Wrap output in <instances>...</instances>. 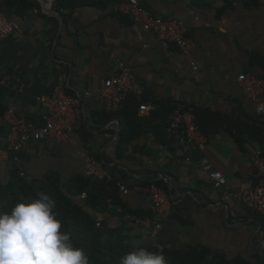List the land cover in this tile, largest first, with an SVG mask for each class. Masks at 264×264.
I'll return each instance as SVG.
<instances>
[{"label": "crops", "instance_id": "obj_1", "mask_svg": "<svg viewBox=\"0 0 264 264\" xmlns=\"http://www.w3.org/2000/svg\"><path fill=\"white\" fill-rule=\"evenodd\" d=\"M20 1L0 0V14L21 25L19 34L0 40V114L11 107L27 124L40 125L45 109L35 98L50 95L64 77L66 93L78 100L76 123L67 143H30L15 155L5 150L7 127L0 120V151L5 152L0 187L15 177L38 184L56 175L64 188L86 178L84 161L93 157L129 189L127 195L118 192L126 210L153 214L151 226L160 224L154 235L159 249L200 247L227 260L264 264V217L233 196L256 183L253 153L264 157V117H257L236 80L241 74L264 78V10L253 0L237 7L228 0L197 6L190 0H139L157 15L186 25L196 46L185 58L173 46L154 41L129 17L110 13L121 0H55L51 13L34 15L30 9L19 16ZM26 1L41 8L39 0ZM113 57L139 81L146 103L166 102L200 113L196 122L206 134L204 152L191 153L189 161L177 158L176 137L153 112L141 116L138 107L126 108V101L117 113L106 114L98 100L84 96L114 73ZM125 128L133 138L119 144ZM200 157L222 173L226 190L207 182L197 168ZM163 178L169 210L162 221L141 189ZM90 213L109 227L120 224L112 213ZM128 226L132 241L152 243L148 229ZM52 231L21 233L15 239L7 233L5 261L21 263L48 244Z\"/></svg>", "mask_w": 264, "mask_h": 264}, {"label": "built area", "instance_id": "obj_2", "mask_svg": "<svg viewBox=\"0 0 264 264\" xmlns=\"http://www.w3.org/2000/svg\"><path fill=\"white\" fill-rule=\"evenodd\" d=\"M41 8H33L31 13L36 15L40 11L51 13L55 0H39ZM248 0H228L232 7H237ZM264 10V0H253ZM110 13L123 17H129L132 23L138 24L149 33L153 40L160 45L173 46L185 58H189L195 48V43L188 36L186 25L182 21L163 18L151 9L143 6L139 0H121L109 8ZM20 20L10 21L0 14V40L8 38L21 32ZM113 71L111 76L104 79L101 88L91 93H85L86 98L94 97L98 100L106 114H114L122 109L127 99L132 98L138 102V114L143 116L155 110V107L143 103V90L141 84L132 75L130 70L123 65L117 57L112 58ZM195 70L194 64H191ZM237 85L242 96L254 106L257 117H264V78L241 74L237 77ZM36 102L45 109L42 123L31 126L21 118L13 108H7L0 114V120L7 127L5 137L6 152L20 155L30 143L48 141L56 145L65 144L70 140L76 123L77 98L66 93L65 78L56 80L52 93L48 96L35 98ZM167 131L174 135L177 140V151L175 157L189 161V155L193 152H204L206 148V137L199 130L196 117L189 111L177 110L170 113L165 121ZM5 157V152L0 151V159ZM252 167L256 174V183L250 190L243 194H235L238 199L252 213L264 217V157L260 151L253 153ZM197 168L214 189H227L226 179L219 171H216L208 159L200 157ZM84 175L86 178H105L112 180L109 170L104 164L93 157H87L84 161ZM163 185L168 183L167 179L160 180ZM122 195H127L129 189L120 183L116 184ZM147 194L151 210L156 212L160 218L166 220L168 217L169 202L162 187L154 182L141 189ZM79 198L84 200L86 194L82 193ZM125 222H133L136 226L148 229V236L154 246L156 231L160 224L151 226V220H141L132 216H126ZM98 227L99 224H96ZM7 231L0 224V258L5 252L4 239ZM157 247V246H156ZM158 248V247H157Z\"/></svg>", "mask_w": 264, "mask_h": 264}, {"label": "trees", "instance_id": "obj_3", "mask_svg": "<svg viewBox=\"0 0 264 264\" xmlns=\"http://www.w3.org/2000/svg\"><path fill=\"white\" fill-rule=\"evenodd\" d=\"M210 1L190 0L195 6L205 5ZM19 6L22 9L18 11L19 16L34 8L26 0H21ZM142 102L146 103L144 98ZM138 104L129 98L125 107H138ZM155 106L153 116L164 124L165 129V121L170 113L187 110L169 107L166 102H157ZM193 113L200 122V113ZM199 122L197 126L206 137ZM261 128V134L264 135V124ZM132 138L131 132L126 128L119 132V144L129 142ZM109 172L113 178L110 170ZM154 183L158 187L163 185L159 181ZM116 184L114 178L110 181L105 178H77L63 188L58 177L52 175L38 184L23 182L15 177L8 185L0 187V224L7 233L11 232L12 239L21 233L30 235L35 231L53 229L48 244L23 259L20 264H249L242 260H227L221 254L211 253L200 247L169 250L159 249L151 242L132 241L128 223H134L125 222L124 218L128 215L141 220H152L153 214L138 215L126 210L118 196ZM147 185L149 183H144L143 187ZM82 193L86 194V198L79 203L77 197ZM90 212L112 213L117 216L120 224L109 227ZM0 264L5 263L0 261Z\"/></svg>", "mask_w": 264, "mask_h": 264}, {"label": "rangeland", "instance_id": "obj_4", "mask_svg": "<svg viewBox=\"0 0 264 264\" xmlns=\"http://www.w3.org/2000/svg\"><path fill=\"white\" fill-rule=\"evenodd\" d=\"M0 261L3 262V263H5V264H8V263H9V262L7 263V262L5 261V257H4V256H3L2 258H0ZM9 264H10V263H9ZM19 264H20V263H19Z\"/></svg>", "mask_w": 264, "mask_h": 264}]
</instances>
